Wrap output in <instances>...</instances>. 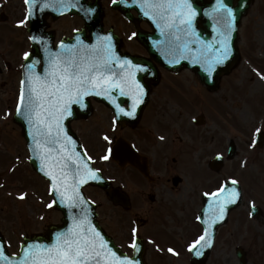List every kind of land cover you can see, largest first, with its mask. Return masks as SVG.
I'll list each match as a JSON object with an SVG mask.
<instances>
[{
    "label": "snow or ice",
    "instance_id": "6c2138e0",
    "mask_svg": "<svg viewBox=\"0 0 264 264\" xmlns=\"http://www.w3.org/2000/svg\"><path fill=\"white\" fill-rule=\"evenodd\" d=\"M123 2L136 6L144 17L151 20L159 29L161 41L154 42L164 46L165 55L171 58L169 64H179L187 60L198 65L209 78L233 55V33L237 31V17L226 0H215L210 11L204 13L212 19L215 33L212 40L201 38L195 27L199 15L194 0H111L113 5ZM24 19L16 22V27H23L33 16L34 9H53L63 14L77 9L85 18L90 17L95 9L84 7L81 0H24ZM72 43L61 40L53 50L42 36L31 35L29 41L43 44L44 67L37 71L40 61L32 59V54L23 52L21 64L22 78L19 81V93L15 106V115L27 125L28 159L37 160L38 171L48 180V194L53 197L45 204L52 209L59 203L70 214L68 227L55 233L51 244H27L19 260L10 258L6 249L0 245V264H141L140 260L118 254L105 238L98 226L93 223L95 201L88 200L83 194V187L91 181L101 180L99 169L91 166L93 157L79 146L78 141L69 134L68 122L74 118V106L87 109L89 97L103 98L113 110L112 125L121 116L135 118L138 110L146 103L148 92L137 78V73L148 69L134 64L131 59L122 57L114 44L113 34H97L93 42L81 38V29H74ZM133 32L129 39L135 37ZM252 71L261 81L264 72L253 68ZM10 113L5 112L3 118ZM105 141L110 137L105 134ZM164 140V136L159 137ZM264 142V121L252 132L250 148ZM112 149L101 157L107 161ZM217 159H223L217 153ZM17 164L9 171H15ZM246 166V165H245ZM240 180L230 177L213 190L205 191L206 205L201 208L195 220L202 225L200 234L187 244V250L195 256L204 255L205 249L214 245L213 229L224 222L229 206L237 205L243 198ZM3 187V185H0ZM27 191H20L18 200H25ZM255 211V201L250 202ZM77 210L73 212V210ZM253 211L249 212L251 216ZM44 219V217H41ZM138 227L130 229L129 247L140 252ZM148 243H154L149 239ZM158 251H164L157 245ZM167 252L173 256L180 253L173 247Z\"/></svg>",
    "mask_w": 264,
    "mask_h": 264
},
{
    "label": "rangeland",
    "instance_id": "374dc122",
    "mask_svg": "<svg viewBox=\"0 0 264 264\" xmlns=\"http://www.w3.org/2000/svg\"><path fill=\"white\" fill-rule=\"evenodd\" d=\"M10 4L17 6L18 0H10ZM3 11L7 14V19L4 23H0V49L3 46L12 47L14 42L23 37L21 32H18L19 27H16V22L23 19L22 11L19 14L16 8L9 13L7 7ZM61 22H67L63 26L68 28L70 24L77 21L63 19ZM238 46L241 53L240 60L231 72L220 79V86L214 91L209 93L204 86L199 85V81L197 83L196 80L191 79L189 71L183 70L178 75H173L169 81L161 83L151 95V104L153 101L156 102L160 107L158 114L162 113V117L159 115L156 121L157 129L161 127L163 129L162 125H165L164 135L167 140L169 138L161 149H155L156 153L168 147V160L171 163L172 156H177L176 152H180L183 170L181 168L179 172L176 164H173V167H168V171L171 174L176 171L183 175L185 188L180 192L185 191L186 198L191 193L187 186L194 185L195 181H199L202 188H209L216 183L217 173L204 169L205 162L214 152L223 151L229 139L234 140L238 148L233 158L223 167L239 175L248 186L244 187L248 189L251 185L257 186L252 175L254 178L264 175V142L254 149L249 147L254 128L264 121V81H261L252 71L256 68L264 72V0H253L248 12L244 15L240 25ZM127 47L131 51L136 48L134 45ZM14 95L13 92L4 98L14 97ZM8 101L11 102V98ZM173 104H179L182 110L181 115L173 110ZM200 114L205 121L194 128L192 118ZM149 120L151 121L148 117L146 121L149 122ZM141 127L147 128L146 122H142ZM80 129L87 135H93L97 130L95 124L88 127L83 124ZM0 130L2 133H7L6 131L9 134L12 133L10 127L6 130L4 126ZM125 130L127 131V128ZM177 130L178 134L175 133ZM137 132L138 130L134 131V133ZM122 133L125 135L126 132L122 131ZM173 134L176 135L174 140ZM11 137L17 142H13L10 146L6 142L0 145V163H2L1 159L7 158L8 162L12 160L15 165L17 156L20 157V161L15 171L7 170V180L4 186L0 187V229L9 246L14 249L21 235L36 232V229L40 227L36 219L40 210L36 209V204L41 203L40 200L46 204V199L42 196L40 186L37 185L36 175L24 160L18 135ZM4 140L9 141L8 138ZM180 146L182 151L178 148ZM5 147L8 148L7 156L1 153ZM195 172L197 173L194 174ZM226 175H229L228 171ZM2 182L1 177L0 185ZM20 191H27L28 198L23 201L18 200L16 197ZM255 226L258 237L248 239L247 246L252 247L253 251L255 248L258 249V254L254 258L259 259L260 264H264V223L256 222ZM228 258V256L220 258V255L213 253L206 263L226 264L225 260ZM233 258L232 256L230 264L233 263Z\"/></svg>",
    "mask_w": 264,
    "mask_h": 264
},
{
    "label": "flooded vegetation",
    "instance_id": "af4514ba",
    "mask_svg": "<svg viewBox=\"0 0 264 264\" xmlns=\"http://www.w3.org/2000/svg\"><path fill=\"white\" fill-rule=\"evenodd\" d=\"M26 43L27 41L23 40L21 44L15 47L13 51H9L7 53V55L11 54V66L8 63H5V69L3 71L2 69L0 70V74H4L6 79L10 80L11 74L14 75L16 71L15 64L18 62L19 59L23 57V52L27 51ZM8 80H6L5 84H2V86L9 87ZM107 116L112 117L110 111L107 112ZM115 127L119 126L115 125ZM113 136L115 137V134H113ZM147 159V167L149 173L154 176H151V178L146 179L142 175L133 171L131 176V182H133L132 185L134 186V188H132L134 198L130 196L131 199L129 201V210L135 207L134 205L145 206L148 210V215L145 218L141 216L138 217V220H140L142 223L140 228L138 229L139 238H141L145 244V239H147L148 236L151 240L154 241V243L147 242L148 247L146 246V264H179L177 263L178 256H173L167 252L168 247H173L180 253V264H184L185 253L186 251H188V238L186 237L189 234L190 236L196 235L197 237L202 231L201 224L195 220V216L200 214V210L203 207L202 201L158 200L157 197L160 194L158 190V184L162 183L163 180L157 175L158 171L157 167L155 166V159L151 161L148 157ZM102 173L109 180H112L115 185L120 184L117 183L121 182L120 171L118 169L116 171H107L105 173L102 171ZM137 177L143 179L146 182L148 188L158 191V193L156 194L157 197L154 194L151 195L146 193L140 186H138L137 184L140 183H135ZM169 179L170 177H167L165 181H169ZM179 187V183L175 185L171 184L169 188V194H175L176 197L180 196L181 192ZM173 191H176V193H173ZM252 193L253 194L247 193L246 196H254L253 198H260L264 196L263 194L258 192ZM193 195L197 199L200 197L199 194L196 192H194ZM260 202L261 204L255 203L258 209L253 211V214L251 216L249 215V212L252 211V209L250 208V202L246 199H243L236 209L229 212L226 223L216 229L214 245L211 248V254L214 253L220 255L221 258H223L224 255L228 256L229 258L226 259L228 262L230 261L232 254L236 256V252L239 249L237 247L232 248V239L236 238L237 234H239L240 238L243 239L245 237L243 233H252L254 229L253 226L256 227V222L264 223L260 222L264 220V206H261L264 204V202ZM114 208L120 209L122 208V206L118 205ZM132 219L133 217H130L124 214L123 212L117 210H113L110 215L103 214L99 217L102 227L106 230L109 235L114 238L117 244H120L117 237L122 235L125 236L128 230L133 226ZM233 219L234 221L232 222ZM157 245L160 249H163L164 251H158ZM257 250L258 249H254L253 251L252 248L245 249L244 251L239 250V252L243 255V258H246L247 260V262L243 264H248L250 261L256 262L257 260L254 259V256L258 254ZM169 256H172L171 261L170 259H168ZM168 260L170 262H168ZM233 264H240V261L237 260V258L235 257Z\"/></svg>",
    "mask_w": 264,
    "mask_h": 264
},
{
    "label": "water",
    "instance_id": "95a60500",
    "mask_svg": "<svg viewBox=\"0 0 264 264\" xmlns=\"http://www.w3.org/2000/svg\"><path fill=\"white\" fill-rule=\"evenodd\" d=\"M215 0H211V1H206V0H195L194 1V6L197 8L199 15L198 18L195 22V27L198 33H200L201 38L205 39V40H212L215 33L213 31L212 28V19L209 18L208 16L204 15L205 12L210 11L211 7L213 6ZM249 2L250 0H236V4H234V0H226V3L229 4L230 7H232L235 11V15L237 17V25L240 21V18L242 16V14L247 10L248 6H249ZM34 12H36V9H34ZM33 12V13H34ZM143 16V15H142ZM147 18V17H146ZM148 19V18H147ZM31 21V28L30 31L33 35H37V36H44L41 32V26L39 24L38 19L36 18V14L32 16V18L30 19ZM150 22L154 25L155 30L152 34L149 35H144L141 34L140 35V40L142 41V43L145 45V47H147V49L149 50V53L154 57L155 61H157L158 63H161L165 65L166 68L168 69H175L177 70L178 68L185 66V67H189L194 69L198 75L201 78V81L204 82L208 87L212 88L215 86L216 80L217 78L221 75V73L223 72H227L231 66L232 63H234L237 60L238 57V51L235 48V40H236V32L233 33V55L230 57V59L228 61L225 62L224 65L218 66L217 71L213 74V76L211 78H209L207 76L206 73H204L200 67L198 65H193L191 64L189 61L187 60H181V62L179 64H175V65H170L167 60L170 59L171 57H168L165 55L164 60L162 61V58L160 57V51H163L164 49H161L162 46H157L154 42L156 41H161L164 39L163 36H161L159 29L155 26V24L150 20ZM98 27V18H95L94 20L92 19V22H90L89 24V30L90 32H92L93 30H95ZM98 33H94V36H96ZM44 38V37H43ZM74 42L73 40H71V43ZM93 42V41H92ZM35 48H37L36 46H38L37 43H35ZM38 49V48H37ZM38 51V50H37ZM36 56L37 52L35 53ZM33 59V55L31 57ZM150 75V74H149ZM139 77H142L141 75H139ZM141 80V79H140ZM18 121L24 125V133L25 135L27 134V125L26 123L22 120V118H17ZM27 137V135H26ZM28 140V138H27ZM33 163L34 166L36 167V160L33 159ZM94 215V214H93ZM92 215V216H93ZM64 217H65V212H64ZM65 222V220H64ZM69 224V223H68ZM53 228L51 227L49 232H52ZM36 237H33L31 240H27L22 246H21V253L18 257H16V260H19L22 257V253H23V248L24 246H26L27 244H36ZM52 240V239H51ZM49 241H44L43 243H48ZM51 242V241H50ZM41 241V244H43ZM1 245V244H0ZM12 258V257H10Z\"/></svg>",
    "mask_w": 264,
    "mask_h": 264
}]
</instances>
